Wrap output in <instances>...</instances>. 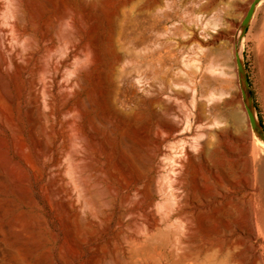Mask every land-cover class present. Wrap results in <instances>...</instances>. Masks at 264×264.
<instances>
[{
	"label": "rangeland",
	"instance_id": "374dc122",
	"mask_svg": "<svg viewBox=\"0 0 264 264\" xmlns=\"http://www.w3.org/2000/svg\"><path fill=\"white\" fill-rule=\"evenodd\" d=\"M23 1L31 34L16 48L32 54L22 85L46 76L44 62L59 60L64 82L76 64L69 104L79 112L69 114L94 148L97 196H82L71 175L64 145L79 140L60 132L44 154L43 120L30 117L14 73L0 72V264H176L186 223L176 219L175 196L184 202L198 166L207 172L184 153L195 155L197 139L214 147L211 168L226 185L247 176L253 186L250 205L239 191L189 216L193 247L209 233L221 240L217 260L229 251L226 264H264V0ZM64 10L78 28L71 50L60 35ZM69 114L56 118L59 131ZM174 123L179 130L162 136ZM235 220L241 228L227 232ZM203 257L197 264H209Z\"/></svg>",
	"mask_w": 264,
	"mask_h": 264
},
{
	"label": "bare ground",
	"instance_id": "6f19581e",
	"mask_svg": "<svg viewBox=\"0 0 264 264\" xmlns=\"http://www.w3.org/2000/svg\"><path fill=\"white\" fill-rule=\"evenodd\" d=\"M1 6H2V0H0V7ZM6 6L8 7L9 10L8 16L4 21L2 22L0 21V72L4 74L5 72H7L8 75L10 71L14 73L13 74L14 80L17 83L18 92L20 94H23L24 92L26 93V97L29 102L28 112L30 113V117L31 118L38 117L39 119L43 120L42 126L47 140L46 142L44 141L45 143L44 147H41L42 146L41 143L38 144L37 146H39V148L40 147L42 148L44 154L48 156V154H51L53 152L54 141L56 140V137L60 132H62L63 135L67 136L68 140L69 137L71 140L74 139V137L77 141L79 140V142L76 145H74L75 143L71 145L72 146V149L70 148L71 150L69 149V147L71 146L64 145V150L68 151L67 153L71 154L72 157V159H70L72 160L71 161L72 166L70 170H71V175H73L74 177L73 180H75L74 184L76 182L79 188L81 187L80 189L84 193L82 196L85 195L86 197H88V195H90L89 198L91 199L92 196V199L91 200L89 199V201H93V197L96 198L97 196L94 193L95 190L94 192L92 191V187L94 184L93 183H92L93 185L90 184L91 179H93L92 177L94 175L93 173H95L94 164L90 160L91 159L90 156L94 151V148L87 141L88 134L84 133V131L82 132L76 123L77 120L75 121L76 118L74 119L72 118V115L74 117V114L77 115V113L79 112L78 105L73 104L74 102H72V104H69L70 96L76 91L79 83L78 67L76 66V64H74V66L70 70V77L72 76V78L71 79L69 78L64 82L63 80L58 79V75L60 71V61L56 59L51 62H44L41 64L40 68L43 70L46 76H43L41 78H36L34 74H30L31 76L29 75L30 78L27 81V86H23L22 81L24 78V74L27 72L28 61L30 59V55L28 54H32V51L27 52L28 49L25 46H23L22 49H18L16 48V45H18L19 43L21 44L22 42L28 40L31 33L28 31V28L24 23L25 20L23 13L24 1L8 0ZM62 15L65 20L66 27L64 30L60 31V35L64 37V40L66 42V49L71 50L74 47L75 42L77 41L78 28L75 25L74 21L72 20L73 16L70 10H64L62 12ZM240 36H237L234 40V42H236L237 45L240 44L241 41ZM243 92L245 93V90H243ZM210 110L212 111V113H215L214 108H211ZM63 112H68V114L72 113V115L69 114L72 120L66 121L64 123L65 127L70 129V131H68L66 128H65L66 130L61 129V131H59L56 127L55 120L56 118H59V116H61ZM198 115L199 116L197 121L200 122L202 118L201 113ZM65 119L63 120L65 121ZM64 121H62L61 118L58 120L60 124H63ZM189 126L190 124L186 125L185 128H182L181 132H186L187 127ZM178 130L179 127L177 123H174L172 125H167L166 127L162 128V136H164L165 133L171 134ZM70 135L74 137L72 138ZM70 141L68 142L69 144L73 142ZM245 143L249 145L248 140H245ZM192 147L195 151V155L189 152V149L186 147H184V153L187 155V157H189L190 160L194 161L195 159H198L202 165L204 164L207 172L204 173L201 167L198 166V169L196 170V174L194 176V183L191 189L187 191L188 194L184 202L181 194H177L175 196L176 219L178 220V222H181L183 220L186 223V231L185 232L178 231L175 238L176 256L178 255L179 261L181 260L183 262L184 261L183 259L185 260L190 259L191 261H193V264H197L198 259L202 256V254H204L203 258L204 260L208 261L209 264H226L225 261L227 259V255L229 251H227L226 254H223L224 259L217 260L219 253L221 252L222 249L220 243L221 240L219 239L218 236H213L207 233L202 239L201 243H199V245H197L196 247H193L191 243L193 229L191 224L189 223V216L192 215L193 213L200 212L202 210L200 207L204 205L205 200H210L213 204H215L225 199L231 200L232 197L238 199L237 193L239 191H241L242 196L245 197L247 204L250 205L251 195H252L250 190L252 189L253 184L249 182L247 180V176H245L242 180L243 182L242 185H237L231 180L229 186L226 185L222 181V178L218 176L211 168L212 162L209 159H210V152L213 150L214 147L207 146V144L204 141H200L198 139L194 141ZM81 148L86 152L85 155L83 154L84 157L83 155L80 156V154H82L79 151L81 150ZM37 153H38V149H37ZM92 157L94 156L92 155ZM39 163H41V161ZM180 163L181 165H184L181 161ZM42 168L44 171L43 166ZM182 181L183 180L181 178L176 180L175 183L177 188L180 187ZM86 201L87 200L84 199V202ZM89 201H87V203H89L88 206L91 207V204L94 201L92 203H90ZM240 228L241 226L239 222L235 220L234 223H227L225 229L227 230V232H231L233 230L235 231ZM248 231L251 234L254 233L253 227L251 225ZM143 250H141V252ZM134 251L136 250H133V252ZM131 256L134 257V255ZM210 259H215V260L211 261ZM131 260L135 261L136 259L135 260L131 259ZM179 261L177 262V258H176L174 263L177 262L176 264H183V263H179ZM134 264H136V262H134ZM139 264L141 263L139 262Z\"/></svg>",
	"mask_w": 264,
	"mask_h": 264
},
{
	"label": "trees",
	"instance_id": "16d2710c",
	"mask_svg": "<svg viewBox=\"0 0 264 264\" xmlns=\"http://www.w3.org/2000/svg\"><path fill=\"white\" fill-rule=\"evenodd\" d=\"M257 108V107H256ZM259 122H260V125L262 126V128L264 129V124L262 123V119L261 117L259 116Z\"/></svg>",
	"mask_w": 264,
	"mask_h": 264
},
{
	"label": "water",
	"instance_id": "95a60500",
	"mask_svg": "<svg viewBox=\"0 0 264 264\" xmlns=\"http://www.w3.org/2000/svg\"><path fill=\"white\" fill-rule=\"evenodd\" d=\"M250 11H251V9H249V11H248V15H249ZM248 15H247L246 19L249 17Z\"/></svg>",
	"mask_w": 264,
	"mask_h": 264
}]
</instances>
